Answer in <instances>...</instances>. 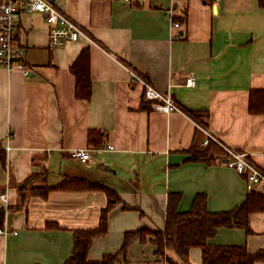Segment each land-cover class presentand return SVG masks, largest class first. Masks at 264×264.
Segmentation results:
<instances>
[{
	"label": "crops",
	"instance_id": "crops-1",
	"mask_svg": "<svg viewBox=\"0 0 264 264\" xmlns=\"http://www.w3.org/2000/svg\"><path fill=\"white\" fill-rule=\"evenodd\" d=\"M52 1L85 34L49 46L44 15L22 13L16 38L31 72L0 66V193L7 196L6 204L0 200V227L11 231L0 237V264H62L74 231L97 227L106 188L119 201L108 212L106 233L92 241L89 261L117 253L127 231L163 230L168 193L180 195L179 211L189 210L197 194L212 212L243 202L244 178L224 164L223 153L210 163L191 159L187 150L203 133L184 110L205 113L200 124L264 170V113L248 109L250 92L264 90V0ZM168 8L178 28L165 16ZM84 48L87 100L75 97L70 71ZM130 69L170 92L182 110L152 109ZM189 76L192 87L185 85ZM91 130L114 150L98 149L86 162L71 158L70 150L94 147ZM64 178L103 189H51L44 198L30 192ZM247 224L248 231L220 227L207 243L264 252V209L251 212ZM151 238H136L116 264L178 261L170 250L156 255ZM189 260L201 264L199 248L189 250Z\"/></svg>",
	"mask_w": 264,
	"mask_h": 264
},
{
	"label": "trees",
	"instance_id": "trees-1",
	"mask_svg": "<svg viewBox=\"0 0 264 264\" xmlns=\"http://www.w3.org/2000/svg\"><path fill=\"white\" fill-rule=\"evenodd\" d=\"M70 71L75 77V97L84 100L89 99L91 79L88 48L82 49L70 66ZM248 109L251 113H264V90L250 92ZM184 111L197 121L198 125L203 127L200 123H203L202 118L207 116L205 113ZM102 136L103 133L100 131H89L88 141L94 146L92 148L102 147ZM203 138V135L197 137L187 152L191 154V159H200L210 163L223 153V150L213 141H209L206 146L201 145ZM0 159L4 160V157L0 156ZM30 178L27 179V182ZM98 188L103 189V186L83 179L64 178L54 186L32 187L30 192L44 198L51 189L90 190ZM105 191L108 196V203L101 210L97 227L74 231L72 251L62 264H116L119 256L125 257L127 249L136 238L144 242L147 236H152L150 241L156 246V255L165 256V250H170L178 257V261H174L165 256L164 264H191L189 250L193 247H197L201 251V264H255L258 260L264 259V252L262 251L251 253L244 246L211 245L207 243V240L214 236L220 227H239L248 231V215L251 212L264 209V193L253 190L247 193L243 202L238 206L232 210L221 212H212L207 209L204 194L195 196L189 210L179 211L177 206L180 195L178 193H168L163 230L140 228L127 231L124 234L122 246L117 253L105 255L98 261H89L86 257L87 251L95 238L106 233L108 212L119 201L118 196L112 190L106 188ZM123 207L128 208L125 205Z\"/></svg>",
	"mask_w": 264,
	"mask_h": 264
},
{
	"label": "built area",
	"instance_id": "built-area-1",
	"mask_svg": "<svg viewBox=\"0 0 264 264\" xmlns=\"http://www.w3.org/2000/svg\"><path fill=\"white\" fill-rule=\"evenodd\" d=\"M130 2L131 0H123ZM143 2L144 0H137ZM37 11L44 15L48 30L49 46L60 47L68 41H75L79 35L85 34L81 26L67 16L52 0H0V66L6 70H18L23 76H28L31 68L26 63V48L20 45L16 38L18 22L22 13ZM165 16L172 21L175 28L180 23L173 20V11L168 8ZM178 37V36H177ZM131 82L139 84L142 88V96L154 110L169 113L181 111V106L173 99L170 92L156 88L147 78L137 71L130 69ZM195 79L189 76L185 79V85L192 87ZM203 133L202 145L206 146L209 141L217 143L223 150L224 164L242 175L247 192L256 190V187L264 188V170L257 166L251 159L250 154L233 149L216 136L205 126L198 125ZM98 149L114 150L110 144L101 148H76L70 150V157L80 162H86L92 152ZM0 200L6 204V193H0ZM11 231L7 227H0V237H5ZM12 233H16L12 231Z\"/></svg>",
	"mask_w": 264,
	"mask_h": 264
},
{
	"label": "rangeland",
	"instance_id": "rangeland-1",
	"mask_svg": "<svg viewBox=\"0 0 264 264\" xmlns=\"http://www.w3.org/2000/svg\"><path fill=\"white\" fill-rule=\"evenodd\" d=\"M148 237V236H147ZM152 237V236H151ZM118 259H119V257H118Z\"/></svg>",
	"mask_w": 264,
	"mask_h": 264
}]
</instances>
